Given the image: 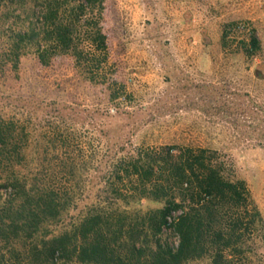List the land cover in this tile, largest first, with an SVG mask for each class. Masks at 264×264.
<instances>
[{
    "label": "rangeland",
    "instance_id": "obj_1",
    "mask_svg": "<svg viewBox=\"0 0 264 264\" xmlns=\"http://www.w3.org/2000/svg\"><path fill=\"white\" fill-rule=\"evenodd\" d=\"M103 28L105 80L64 54L43 65L29 53L16 71L0 65V119L27 138L21 170L77 199L64 224L98 198L110 158L188 147L246 183L264 227V0H106ZM252 29L261 50L247 57ZM110 83L123 86L115 101ZM249 249L264 264V237Z\"/></svg>",
    "mask_w": 264,
    "mask_h": 264
},
{
    "label": "trees",
    "instance_id": "obj_2",
    "mask_svg": "<svg viewBox=\"0 0 264 264\" xmlns=\"http://www.w3.org/2000/svg\"><path fill=\"white\" fill-rule=\"evenodd\" d=\"M105 2L0 0V65L16 71L29 53L43 65L64 54L89 79L105 80ZM241 44L247 57L261 50L254 29ZM112 86L115 101L123 86ZM19 135L13 120L0 119V264H252L250 240L264 237L261 214L246 183L226 179L207 150L138 149L110 158L98 198L64 224L77 199L37 172L23 173L27 138Z\"/></svg>",
    "mask_w": 264,
    "mask_h": 264
}]
</instances>
